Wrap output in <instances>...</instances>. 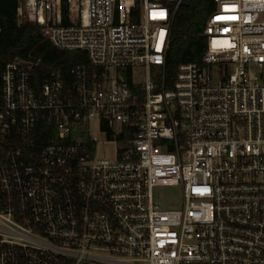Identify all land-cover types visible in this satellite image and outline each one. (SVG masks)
Listing matches in <instances>:
<instances>
[{"label":"built area","instance_id":"1","mask_svg":"<svg viewBox=\"0 0 264 264\" xmlns=\"http://www.w3.org/2000/svg\"><path fill=\"white\" fill-rule=\"evenodd\" d=\"M18 1L88 60L68 88L18 58L0 71V264H264V0H214L201 61L172 79L182 0Z\"/></svg>","mask_w":264,"mask_h":264},{"label":"trees","instance_id":"2","mask_svg":"<svg viewBox=\"0 0 264 264\" xmlns=\"http://www.w3.org/2000/svg\"><path fill=\"white\" fill-rule=\"evenodd\" d=\"M18 0H0V71L15 59L36 64L33 85L40 87L53 71H61L64 85L69 87L71 70L87 63L82 51L65 52L56 49L41 29L25 19L16 18ZM214 0H182L173 18L171 40L166 53L165 73L172 79L182 64L200 62L206 49L203 31L214 10ZM0 77V88H1Z\"/></svg>","mask_w":264,"mask_h":264},{"label":"rangeland","instance_id":"3","mask_svg":"<svg viewBox=\"0 0 264 264\" xmlns=\"http://www.w3.org/2000/svg\"><path fill=\"white\" fill-rule=\"evenodd\" d=\"M94 135L96 136L98 147L96 150V157L101 159L114 160L116 156V149L120 146L117 142H108L102 133L99 124L94 125ZM156 199L164 202L166 208H180L182 205V191L180 188H159L155 191Z\"/></svg>","mask_w":264,"mask_h":264}]
</instances>
